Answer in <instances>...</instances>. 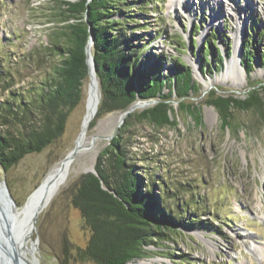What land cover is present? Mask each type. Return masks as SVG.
I'll list each match as a JSON object with an SVG mask.
<instances>
[{"label":"rangeland","instance_id":"obj_1","mask_svg":"<svg viewBox=\"0 0 264 264\" xmlns=\"http://www.w3.org/2000/svg\"><path fill=\"white\" fill-rule=\"evenodd\" d=\"M50 1L0 0V57L6 60L16 83L12 88L42 79L49 69L45 47L51 30L59 26L47 14ZM223 1L230 3L233 10L218 5L216 0H161L149 4L146 14L138 15L141 21L149 23L147 34L157 33L150 44L151 51L179 55L191 67L193 78L201 88L188 101L199 107L202 122L197 123L179 109L173 97L171 104L178 123L155 127L133 121L127 131L131 149L138 159L137 165L150 173L167 182L189 183L200 201L201 218L210 228L183 230L182 234L173 235L168 246L150 245L154 251L166 248L172 255L149 254L135 264H264V257L257 256L248 246L264 247V124L253 110H234L232 127L224 129L217 111L214 110L216 119L209 120L204 109L207 92L213 86L223 87L218 93L230 92L241 97L251 82H264V65H260L259 55L254 54L264 49V0ZM238 27H242L243 33L235 53L234 32ZM211 32L217 36L223 54L230 44L231 55L224 59L222 68L207 71L204 77L199 72L201 46ZM192 40L196 42L193 56ZM246 40L252 43L254 54L250 74L241 62L242 44ZM233 54L243 71L236 73L232 83L222 76V71ZM162 64L163 77H169L171 60L166 58ZM87 85L88 75L83 80L81 100L69 113L64 132L57 139L40 152L25 155L7 170L0 166V180L5 181L18 208L16 218L24 215L30 203L23 205L30 193L74 146L85 113ZM262 94L264 97V84ZM6 95L0 84V101ZM120 113L119 110L105 113L87 129L89 139L97 136L93 150L76 156L58 192L38 214L33 238L37 240L39 264H96L78 256V247L85 246L89 231L71 199L78 178L87 167L94 166L99 151L108 143L105 137L116 130ZM185 193L183 199L187 198L188 192ZM30 239L31 235L27 239L28 247Z\"/></svg>","mask_w":264,"mask_h":264},{"label":"trees","instance_id":"obj_2","mask_svg":"<svg viewBox=\"0 0 264 264\" xmlns=\"http://www.w3.org/2000/svg\"><path fill=\"white\" fill-rule=\"evenodd\" d=\"M161 0H51L49 16L59 26L51 30L44 56L50 66L44 77L28 86L12 88V73L0 57V84L7 91L0 101V166L7 170L25 155L40 152L57 139L65 129L67 118L80 102L83 80L87 76L85 45L93 36L91 52L101 92L98 110L89 123L92 128L103 114L123 110L137 99L156 102L130 113L119 131L99 151L94 168L84 172L76 182L71 203L80 211L89 237L78 247L81 259L96 264H135L149 254H171L168 250L150 249L168 246L176 233L183 230L210 228L201 218L200 201L189 183L163 180L147 168L137 165L127 131L133 121L155 127L178 123L174 99L179 109L202 122L199 107L188 100L201 84L193 78L192 69L183 57L166 56L151 51L157 33H146L149 4ZM191 41L192 56L196 53ZM251 42H243L241 62L250 74L253 57L259 55L264 65V49L254 53ZM199 72L217 71L230 57V44L222 53L214 32L202 44ZM36 54H39L37 52ZM51 56V58H49ZM169 58V77H163L162 61ZM214 60V63H213ZM264 82L255 80L239 97L234 93H218L222 86L211 87L206 105L218 113L221 127H232V111L253 110L264 124ZM164 88L167 89L164 92ZM231 91V90H230ZM236 129V126L234 127ZM188 192L187 198L182 197ZM157 252V253H156ZM174 256V255H173Z\"/></svg>","mask_w":264,"mask_h":264},{"label":"water","instance_id":"obj_3","mask_svg":"<svg viewBox=\"0 0 264 264\" xmlns=\"http://www.w3.org/2000/svg\"><path fill=\"white\" fill-rule=\"evenodd\" d=\"M92 44H93V36L90 33V35L87 39L86 45H85L86 65H87V75H88L86 100L90 97V99H91L90 104H91V108L93 110L92 117L94 118L96 113H97V110H98V104L100 101L101 92H100V88H99V81H98V78L96 75L95 62H94V58H93V55L91 52ZM190 54L192 55L191 50H190ZM97 90H98V94L96 92ZM155 102L156 101L153 99H148V100L137 99L134 102H132L131 104H129L125 109L119 110V111H121V113L118 117V123L116 126V130L114 131V133H112V135L105 137L108 140V142L119 131L120 126L124 123L125 119L127 118V116L130 113L136 111L139 108L142 110L143 108H146V107L154 104ZM208 107H212L215 110V108L212 105H206L204 107V109H206ZM174 109H175V107H174ZM114 111H116V110H114ZM86 112H87V102L85 105V113H84L82 121H81V129H80V131H79V133L75 139L74 146L59 161V164H60L59 169L60 170H62V169L64 170L66 168L67 163H69L72 159H74V157L77 155V153L81 149V147L79 146L78 138L80 137V135H82L85 132L84 127H83V122H84V119L86 116ZM110 112H112V111H110ZM107 113H109V112H107ZM93 118H92V120H93ZM96 138H97V136L93 135L91 137V142H94ZM85 172L96 173L94 166L85 170ZM48 174L45 176L43 181L30 193V195L28 196V198H27V200L23 206H25L26 203L29 202L30 200H31V202H33L34 200H37L41 196L46 194L47 186H49V183H50V180L48 179ZM7 206H9L11 208V211H13V212L15 210H18V208L16 206V202L14 201L5 181L0 180V264H20V261L18 260L16 252L15 253L10 252L9 249H7L8 245H10L8 242H9V240H11V238H10L11 234H10V229H9V224H10L9 223V217L12 216V215L11 216L9 215L10 208H8ZM45 206H46V203L43 201V199L35 205L33 214H32V216H30V226L29 227H30L31 234H33L35 232L38 214L42 211V209ZM3 236H4V238H3ZM2 241H4V242L1 243ZM33 241H34L33 243H36V241H37L36 238H34ZM30 244H31V242H30ZM37 251H38V248H36L35 253L32 254L33 259L34 258L38 259L36 256ZM30 256H31V254H30Z\"/></svg>","mask_w":264,"mask_h":264},{"label":"bare ground","instance_id":"obj_4","mask_svg":"<svg viewBox=\"0 0 264 264\" xmlns=\"http://www.w3.org/2000/svg\"><path fill=\"white\" fill-rule=\"evenodd\" d=\"M178 1L179 0H176V2H178ZM216 3L222 7H225V9H228V8L232 9L231 4L226 3L223 0H216ZM235 14L237 15V13H235ZM242 33H243L242 27H240V28L238 27V29L234 32L235 53L239 49V42L242 40L241 39ZM242 71H243L242 67H239V65H238V60L236 59V54L235 55L233 54L231 59L228 60V62H226L225 68L222 71V76H224L227 80H231V82L233 83L235 80L234 79L235 75H237L236 73L242 72ZM96 92L98 94V90ZM90 101H91V99L89 97L87 99L88 113L85 116L84 123H83V127H84L85 132L82 135H80V137L78 138L79 146L81 147V149L79 150L77 155L81 154L82 152L93 150V147H94L95 141L91 142V139H89L87 136V129L89 127V123L93 118L92 117L93 110L91 108ZM205 112H206V118L207 119H209V120H215L216 119V112L214 111V109L212 107L206 108ZM76 156L69 163H67L66 168L64 170L63 169L60 170L59 169L60 164L57 163L49 171L48 179L50 180V183L46 189L47 195L44 194L39 199L34 200L33 202H31V200H30L29 201L30 204L24 210V212H23L24 215L20 219L16 218V211L17 210H15L13 212V211H11V208L9 206H7L8 208H10L9 215L10 216L12 215L11 217H9V223H10L9 229H10V234H11L10 235L11 240H9V242H8L10 245H8L9 248L7 247V249H9L10 252H13V253L16 252V255L18 257V260L20 261V264H39L38 259L32 258V254L35 253V250L37 248V241H36V243H33L34 238H33V234H31V232H30V227H29L30 226V216H32L35 205L39 201H41L43 199V201L45 203H48L49 200L58 192L61 184L63 183V180L70 173V165L74 162ZM91 167L92 166L87 167L86 170L91 168ZM30 235H31V239L29 240V247H28L27 239L29 238ZM3 238H4V236H3ZM3 242L4 241H2L1 243H3ZM30 242H31V244H30ZM248 246H249V248H251L256 253L257 256H259L261 258L264 257V247L253 245V244H250ZM30 254H31V256H30Z\"/></svg>","mask_w":264,"mask_h":264}]
</instances>
